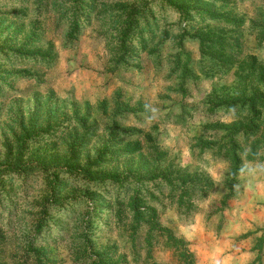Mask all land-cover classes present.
Returning <instances> with one entry per match:
<instances>
[{
    "label": "rangeland",
    "instance_id": "obj_1",
    "mask_svg": "<svg viewBox=\"0 0 264 264\" xmlns=\"http://www.w3.org/2000/svg\"><path fill=\"white\" fill-rule=\"evenodd\" d=\"M55 1L0 0V54H31L21 63L0 57V167L20 158L31 168L0 177L12 206L0 213V264H37L39 257L41 264H264V141L256 155L237 138L243 162L236 176L218 150L198 147V138L224 144L226 134L207 126L235 121L209 105L238 95L237 60L264 69V0H185L240 19L242 37L241 51L230 41L224 56L220 46L187 39L193 72L184 85L181 74L157 63L159 56L176 62L175 25L159 48L165 31L155 33L161 24L151 21L155 40L143 31L130 44V65L117 66L123 21L115 9L140 0H89L76 29ZM167 15L178 21L174 11ZM203 30L215 43L228 29L207 20ZM80 171L123 180L124 190L95 189ZM62 199L72 202V215L52 209ZM44 208L56 227L29 246ZM137 213L146 219L140 226Z\"/></svg>",
    "mask_w": 264,
    "mask_h": 264
},
{
    "label": "trees",
    "instance_id": "obj_2",
    "mask_svg": "<svg viewBox=\"0 0 264 264\" xmlns=\"http://www.w3.org/2000/svg\"><path fill=\"white\" fill-rule=\"evenodd\" d=\"M12 2H16L17 0H11ZM22 2L23 0H19ZM43 3L42 6H47L45 2L48 0H39ZM89 0H56L55 6L58 5V10L62 13V18L67 22H70L74 29H76L79 25H82L83 20V12L87 10V5ZM211 1V0H207ZM233 4L236 3V0H232ZM138 2L136 1L134 5L123 6L122 8L118 6L115 9L116 18L118 20L122 19L121 26L116 28V32L118 33V38L116 40V49L118 50V58L117 66L128 67L130 65V44L136 39L139 34H143V31H147V33L152 34V40H155V33H162L163 38H159V48H162L163 43L167 41V37L170 33L166 30H169L171 26H176L179 28L177 36H179L178 40L176 41V45L178 46V52L175 54V63H170V60H162V56L157 57V63L161 68L165 64L168 67L172 68V71H176L182 75L181 78V85H184V79L186 76L193 72L191 67L190 53L187 52L184 48V42L189 38L201 39L202 45L206 43L213 47H218L220 53L222 52L223 55L225 54V50L230 47V41L232 43V48L241 51V44L240 39L242 34L237 33V28L241 24L240 19H236L235 16H231L230 13L219 12V9L212 10V11H205L197 8L195 5H191L185 0H140L139 5L137 6ZM220 8L225 9L226 6H221ZM172 10L178 14V21H173L169 19L167 15V11ZM231 10H229L230 12ZM213 21L216 23H223L226 25L228 29L227 32L223 30L219 31L220 38L215 43H211L205 40V34L203 28L205 27V22ZM151 21H159L161 25H159L153 32V29L150 25ZM215 29V28H214ZM233 30L235 31L233 33ZM234 35H237L238 40L233 38ZM229 38H224L228 37ZM228 47H227V45ZM234 50V51H235ZM218 51V50H217ZM237 52V51H236ZM31 54L24 53V52H15V50H9L8 54L1 53L0 57L12 58L17 62H24L26 61ZM35 56V55H34ZM33 56V57H34ZM214 57V56H212ZM170 58H174L171 56ZM239 68H240V75H239V92L236 96H231L230 98H217L216 101L210 100V110L217 112L220 109H226V111L232 112L234 114L235 121L233 123H222L217 124L215 127H211L210 130L218 131L225 133L224 136L225 143L221 144L220 141L217 140H208L203 138H198V147L204 150L206 149H216L219 151L220 154L225 156L230 161V166H232V175L236 176L237 173L240 171L242 166V158L240 156V151L242 150L243 146L240 144L237 138L244 137L245 143H249L252 146L251 153L259 154V145L264 141V136L262 135V127L264 126V69H256V65L253 64L252 67L247 63L246 60L240 59L237 60ZM173 65V66H172ZM239 71V70H238ZM249 134V136H248ZM253 135L250 140V135ZM247 136V137H246ZM249 152H245L244 155H249ZM30 166L28 164H23L20 161V158L16 160L15 164L11 165L7 162L4 166L0 167V177L1 176H10V175H28L30 170ZM66 173L73 177L75 171H66ZM92 172L88 171H80V175L82 179L88 180L89 185H94L95 189L101 188H108V185H112L111 189L116 187V189H120V191L124 190V181L121 180L118 182V179L113 180L114 182H110L108 177L106 176H96L93 177ZM134 181H137L134 178ZM187 179L188 178H182ZM168 182V179H164ZM193 183H196L194 179L189 180ZM199 181H203L200 180ZM94 182V183H93ZM184 182V180H183ZM181 182V183H183ZM58 181L54 178L49 177L48 184L52 190L57 191ZM174 184L173 182H171ZM184 182L183 184H186ZM199 183V182H198ZM201 187H204V183H199ZM170 186V185H169ZM174 188H182L184 193H187V187L185 185H173ZM115 189L109 191V194L115 193ZM117 199L121 200V194H117ZM184 197V194L182 195ZM133 201H135L133 199ZM11 198L10 193H7L4 190L0 189V213L1 211H6L5 207H11ZM72 203L68 199L58 200L55 203H51V206H54L52 209H56L61 213V215H72L73 206L69 205ZM7 204V205H6ZM43 214L41 213V217H39L35 224L32 226V233L28 234L25 243L29 246L33 245L35 241H37V236H42V233L45 230H51L52 227H56L54 223L50 224V220L48 219L47 212ZM50 207L48 208V210ZM12 209H9V211ZM95 215V214H94ZM140 214L137 213V221L136 226H140V223L143 222L144 218H140ZM10 216L7 218L9 220ZM94 219V218H93ZM3 218H0V222ZM7 220V221H8ZM146 220V219H144ZM50 224V225H49ZM88 224V223H87ZM151 224V223H150ZM53 225V226H52ZM58 230V228H57ZM164 234V229L161 230ZM88 232V230H87ZM170 237V235H169ZM178 240V239H177ZM179 241V240H178ZM181 251V250H179ZM180 255V254H179ZM186 254H182L184 258ZM178 256V255H176ZM193 253H188L187 258L189 261L190 258H193ZM38 258V257H37ZM37 264H41V258L37 259ZM190 262V261H189ZM178 264H182L179 262Z\"/></svg>",
    "mask_w": 264,
    "mask_h": 264
}]
</instances>
